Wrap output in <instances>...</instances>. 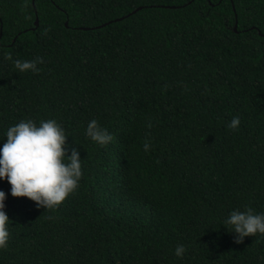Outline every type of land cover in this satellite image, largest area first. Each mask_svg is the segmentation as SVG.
Returning a JSON list of instances; mask_svg holds the SVG:
<instances>
[{
    "label": "trees",
    "instance_id": "trees-1",
    "mask_svg": "<svg viewBox=\"0 0 264 264\" xmlns=\"http://www.w3.org/2000/svg\"><path fill=\"white\" fill-rule=\"evenodd\" d=\"M49 118L82 176L51 209L0 180V264H264V234L223 225L264 212V0H0V144Z\"/></svg>",
    "mask_w": 264,
    "mask_h": 264
},
{
    "label": "clouds",
    "instance_id": "clouds-1",
    "mask_svg": "<svg viewBox=\"0 0 264 264\" xmlns=\"http://www.w3.org/2000/svg\"><path fill=\"white\" fill-rule=\"evenodd\" d=\"M40 61L41 58L36 57L23 61L14 59L12 63L18 71L25 72L38 71L36 65ZM238 124L239 117L234 116L227 126L236 128ZM85 134L100 145L112 139V134L95 118L87 123ZM67 137L53 118L41 119L39 123L21 119L6 129L0 144V180L7 179L12 196H25L36 202L37 207L51 209L77 188L82 176L81 157L77 147L67 143ZM149 147L148 142L143 144L145 151ZM5 199L6 193L0 189V248L6 246L9 237L10 218L4 210ZM223 225L234 233L235 242L240 243L245 236L264 234V212H254L247 206L243 210L234 208ZM184 251L185 246L178 244L174 254L182 256Z\"/></svg>",
    "mask_w": 264,
    "mask_h": 264
},
{
    "label": "water",
    "instance_id": "water-1",
    "mask_svg": "<svg viewBox=\"0 0 264 264\" xmlns=\"http://www.w3.org/2000/svg\"><path fill=\"white\" fill-rule=\"evenodd\" d=\"M135 11H137V9L133 10L131 13H134ZM123 17H124V16H123ZM123 17H118V18H116V20H120V19H122ZM35 22H37V21H35ZM102 25H104V24H102Z\"/></svg>",
    "mask_w": 264,
    "mask_h": 264
}]
</instances>
